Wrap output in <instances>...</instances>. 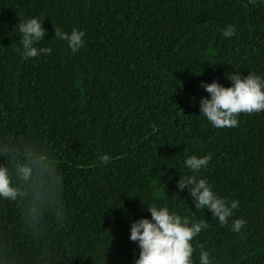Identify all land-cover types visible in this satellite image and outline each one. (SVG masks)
<instances>
[{
  "label": "trees",
  "instance_id": "16d2710c",
  "mask_svg": "<svg viewBox=\"0 0 264 264\" xmlns=\"http://www.w3.org/2000/svg\"><path fill=\"white\" fill-rule=\"evenodd\" d=\"M32 17L46 29L34 46L52 51L24 59L18 23ZM53 24L83 32L84 46L73 53ZM236 71L264 79V0H0V143L49 155L63 209L26 223L0 198V264H134L131 224L151 219L141 200L208 224L193 264L198 244L212 264H264V112L220 129L199 108L202 82L227 87ZM207 154L200 178L239 201L223 226L177 187L185 158Z\"/></svg>",
  "mask_w": 264,
  "mask_h": 264
},
{
  "label": "clouds",
  "instance_id": "9594fccd",
  "mask_svg": "<svg viewBox=\"0 0 264 264\" xmlns=\"http://www.w3.org/2000/svg\"><path fill=\"white\" fill-rule=\"evenodd\" d=\"M21 34V55L24 59L38 57L41 54L50 55V47L37 48L46 34L42 21L32 17L18 23ZM54 36L66 41L73 53L84 46V33L76 28L71 32L63 31L53 24ZM224 37H232L235 28L232 25L223 30ZM231 81L230 86H223L215 80L203 83L202 87L209 93L199 101L202 114L213 127L234 128L238 126L237 117L240 114L264 112V79L248 72L242 76L239 71L226 73ZM0 157L10 161L0 163V198L17 202L22 205V214L26 223L38 222L49 205L55 207V215L63 218V209L59 204V179L55 162L39 146L24 141H7L0 143ZM212 155H190L185 158L184 165L191 175H182L177 187L180 190L187 187L196 211L208 209L213 217L223 226L239 206V201L226 202L212 189L205 178H200L202 169L209 165ZM111 157L100 155L101 163H109ZM151 219L140 218L130 227L129 239L138 243L139 256L134 264H193L195 251L192 241L206 229L204 220L193 221L189 216H181L170 212L167 207H157L145 201ZM245 220L237 218L231 222V230L239 233L245 226ZM200 249L199 264H212L210 254Z\"/></svg>",
  "mask_w": 264,
  "mask_h": 264
}]
</instances>
